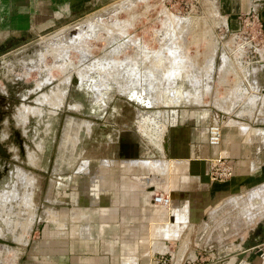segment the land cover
I'll use <instances>...</instances> for the list:
<instances>
[{
	"label": "rangeland",
	"instance_id": "obj_1",
	"mask_svg": "<svg viewBox=\"0 0 264 264\" xmlns=\"http://www.w3.org/2000/svg\"><path fill=\"white\" fill-rule=\"evenodd\" d=\"M238 14L234 22L228 21L225 27L217 21L209 0H111L18 42L0 38V151L9 152L5 159L0 154V158L9 165L7 171L0 170V264L21 261L22 249L45 242L42 239L45 232L56 233V238L51 240L54 244L65 239L67 233L70 236V229H57L53 222L45 219L44 216L52 212L48 205L58 210L73 206L90 209L99 205L69 202L74 196L88 194L85 184L94 173L79 172V175L77 172L78 181L70 177L78 169V164H82V158L76 157L79 150L83 151L82 155L89 159L93 168L100 158L113 157L119 161L128 156L134 160L144 154L154 156L163 142L164 152L161 151L160 155L167 159L171 135L176 140L178 137L188 144L195 143V152H200L198 144L202 142L198 133H193L195 125L189 117L181 119L182 109L188 108L193 118H199V123L196 122L201 127L206 125L212 114L220 120L227 117L225 110L211 103L206 105L207 117L201 119L198 117L202 115L200 112L192 111L195 109L190 101L204 89L207 77L202 69H209L207 66L214 62L217 66L221 62L223 66L217 53L221 56L228 51L224 68L227 65L238 68L239 63L230 55L227 46L232 32L241 29ZM178 21L180 27L176 26ZM243 34L246 35L245 32ZM45 35L52 40L40 39ZM60 40L65 44L61 45ZM242 59L245 65L258 68V78L264 84V59L253 46L247 48ZM80 69L86 73L85 81H80L85 87L83 90L74 82L75 76L79 79L78 73L83 72ZM227 77L232 78L233 74L228 73ZM174 88L177 91L174 92ZM88 93L96 97L93 101L99 103L95 113L88 109ZM223 93L224 87L219 85V95ZM230 94L224 102L232 101ZM195 99L199 102L201 96ZM80 100L83 107L76 109L72 101ZM51 110L56 111L55 117L49 114ZM66 114L75 116L81 126L70 128L72 132L69 131V135L65 133L66 137H62L65 144L61 149ZM86 119L93 122L89 124ZM49 122L52 124L47 130ZM75 133H79L81 138ZM123 143H127L126 146ZM178 143L173 146L172 154L179 152L181 146H177ZM114 167V176L119 178L123 174L120 165ZM171 167L169 164L170 171ZM2 168L4 165L0 164ZM205 174L215 182H224L231 177L219 181L211 180L208 172ZM165 186L161 193L167 195L174 184L167 178ZM102 190L105 196L114 191L116 195V187L108 186ZM226 195L232 200L216 206L211 218L212 239L219 236L231 239L264 217V184L252 191ZM206 201L210 205L214 201L219 203V196L207 197ZM102 203L106 205L104 200ZM91 221L90 230H94L98 220L93 218ZM69 222V227L81 225L79 219H69ZM190 236L180 237L182 246L187 244ZM167 251L177 254L176 262L180 252L176 253L169 247ZM169 256L167 252L168 260L158 264H168Z\"/></svg>",
	"mask_w": 264,
	"mask_h": 264
},
{
	"label": "crops",
	"instance_id": "obj_2",
	"mask_svg": "<svg viewBox=\"0 0 264 264\" xmlns=\"http://www.w3.org/2000/svg\"><path fill=\"white\" fill-rule=\"evenodd\" d=\"M110 1L0 0V38L18 42L31 34H39L50 26L73 18L93 6H102ZM253 1L255 0H209L212 6H215V11L226 16V25L223 24L225 27L228 21L234 22L239 12L247 10ZM257 1L264 23V0ZM218 54L221 53H217L220 60L221 56ZM220 64L222 65L221 62ZM220 64L217 66L214 62L207 66L209 69H202L207 80L204 89L199 90L195 96V98L201 96V101L198 102L195 98L190 101L191 107L195 109L192 111L200 112L202 115L198 117L201 119L207 117L206 105L211 103L223 107L222 109L228 113L227 117L221 120L212 114L203 127L198 124L199 118H189L195 125L193 133H198V139L202 142L198 144L199 153L195 152V143L188 144L183 139L177 137L176 140V137L173 138L171 135L168 154L172 155L175 149L173 146L178 142L177 146L182 148L186 146L185 151L173 153V159L161 157L159 150H164V142L160 145L161 148L158 146L157 153L154 151L156 158L148 157L146 154L135 160L132 156L119 161L113 157H106L100 158L95 168L90 167L89 159L82 155V164L78 165V169L70 177L78 181L76 177L79 172L94 173L85 184L88 194L74 196L69 202L76 205L78 201L99 205L90 209L73 206L64 207L62 210L48 205L52 212L45 215V219L53 222L57 229H70V236L67 233L65 239L54 244L51 240L56 238L54 236L56 233L45 232L46 234H42L45 242L32 245L33 248L27 246L22 249L20 253H23V257L21 261L16 260V264H158L156 254L167 251L168 247L176 253L180 252L175 262L177 254L168 251L170 253L168 264H232V259L236 256L235 250L244 251L242 259L237 264H264V217L256 223H249L245 231L237 233L231 239L225 236L215 239L210 237L212 232L210 222L216 211L215 207L232 200V197L226 194L252 191L264 184V91H262L264 84L260 83L258 68L255 65H248V68L241 72L239 66L232 68L227 65L224 68ZM187 72L189 71L185 73ZM244 72L247 73L244 75ZM228 73H232L233 77H227ZM209 85L210 90H207ZM219 85L224 87L222 95H219ZM230 91L237 92L236 98L234 97L231 102H224ZM183 113V117H186L188 110H184ZM210 124H216L220 128L221 138L218 144L209 143L208 139H203L197 131V128L205 130ZM185 154L209 160L225 157L232 165L233 174L224 182L210 181L206 174L191 175L190 169L185 166L188 159L182 157ZM136 161L140 164H136ZM117 164L123 173L119 178H116L113 172L114 165ZM169 164L174 165L173 172L169 168L165 169ZM167 178L174 184L173 189L188 191L190 196L185 199L180 197L172 210L171 207L155 210L154 194L149 193L148 185L151 183L156 190L162 192L166 187ZM108 186L116 187V195L114 190L110 196L102 194V189ZM171 191L170 189L169 193ZM217 195L219 203L214 201L210 205L206 201L207 197ZM103 200L106 205L102 203ZM74 218L81 220V225L78 224L76 228L69 227V219ZM93 218L98 220L97 228L90 230L89 223L93 222L91 221ZM255 226L254 235L258 243L241 250L239 241L244 240L251 227ZM190 234L189 241L182 246L180 237Z\"/></svg>",
	"mask_w": 264,
	"mask_h": 264
},
{
	"label": "bare ground",
	"instance_id": "obj_3",
	"mask_svg": "<svg viewBox=\"0 0 264 264\" xmlns=\"http://www.w3.org/2000/svg\"><path fill=\"white\" fill-rule=\"evenodd\" d=\"M211 4H212V2H211ZM212 8L214 9V13H215V15H216V19H217V21H219L218 23L219 24H221V23H223L224 25H226V22H227V20H226V16H224V15H221L219 12H217V11H215V6H212ZM99 22V21H98ZM121 22V21H120ZM118 23V22H117ZM116 23V24H117ZM180 24V22L178 21V23H177V25L176 26H178ZM120 25H121V23H120ZM181 25V24H180ZM70 26V25H69ZM83 26V25H82ZM114 27H115V25H114ZM116 27H118V25L116 26ZM178 27H180V26H178ZM69 29V28H68ZM119 29V28H118ZM67 30V29H66ZM73 30H74V28H73ZM79 30V29H78ZM78 30H76V31H78ZM82 30V29H81ZM75 31V32H76ZM85 31V30H84ZM57 32V31H56ZM66 32V31H65ZM65 32H64V34L63 35H65ZM70 32V31H69ZM79 32V31H78ZM112 32V31H111ZM82 33V32H81ZM85 33V32H84ZM169 33V32H168ZM173 33V32H172ZM78 35H79V33H77ZM114 34V33H113ZM237 34V33H236ZM236 34H234V32H232V34L230 35V37L228 38V40H227V46H228V48L230 49V55L231 56H234V58L236 59V60H238V62H239V68H240V71L241 72H243L244 70H245V68H248V65H245V64H243L244 63V61H243V59H242V57H243V54H244V52L247 50V43H246V41H244V40H242L240 37H236ZM88 35V34H87ZM56 36V35H55ZM81 35H79V37H80ZM64 37H66V36H64ZM68 37V36H67ZM78 38V37H77ZM82 38V37H81ZM40 39H42V40H44V41H46L47 40V42L48 41H50V40H52V39H50L48 36H42ZM65 39V38H64ZM63 39V40H64ZM67 39V38H66ZM69 39V38H68ZM71 39V38H70ZM69 39V40H70ZM74 39V38H73ZM83 39V38H82ZM54 40V39H53ZM68 40V41H69ZM76 41V40H75ZM83 41V40H82ZM54 42H55V40H54ZM57 42V41H56ZM55 42V43H56ZM60 42L62 43V41L60 40ZM52 43V42H51ZM59 43V42H58ZM57 43V44H58ZM60 43V44H61ZM71 43V42H70ZM178 43V42H177ZM43 44V43H42ZM54 44V43H53ZM52 44V45H53ZM63 44H65V41L61 44V45H63ZM72 44V43H71ZM74 44V43H73ZM78 44V43H77ZM59 45V44H58ZM69 45V44H68ZM68 45H66V46H68ZM48 46V45H47ZM56 46V45H55ZM65 46V45H64ZM75 46V45H74ZM74 46H72L71 45V48L72 47H74ZM77 47V46H76ZM81 47V46H80ZM79 47V48H80ZM124 47V46H123ZM61 48V46L59 47V49ZM63 49H64V47H62ZM66 48V47H65ZM70 47H68V49H69ZM75 48V47H74ZM84 48V47H83ZM82 48V49H83ZM54 49V48H53ZM78 49V48H77ZM116 49V48H115ZM44 50V49H43ZM168 50V49H167ZM176 51H178L177 49H176ZM226 51V50H225ZM258 51H259V53H260V57L262 58V59H264V51H263V48L262 47H258ZM175 52V51H174ZM63 53H65V52H63ZM62 53V54H63ZM178 53V52H177ZM56 54V53H55ZM61 54V53H60ZM149 54V53H148ZM62 56V55H61ZM153 56V55H152ZM227 56H229L228 55V51H226V52H224L222 55H221V60L223 61V66L226 64V62H227ZM66 56H64V58H65ZM42 58V57H41ZM66 60V59H65ZM226 61V62H225ZM68 62V61H67ZM241 62H243V63H241ZM247 63V62H246ZM70 65V64H69ZM73 66V65H72ZM182 69V68H181ZM80 70H82V69H80ZM79 70V71H80ZM83 71V70H82ZM81 71V72H82ZM102 71V70H101ZM78 72V71H77ZM83 73V74H82ZM82 73H78L80 76H78L79 77V82L81 81V83H83L84 81H85V76L84 75H86V73L83 71ZM85 73V74H84ZM103 72H101V74H102ZM160 73V72H159ZM245 73H247V72H244V75H245ZM177 74V73H176ZM242 74V73H241ZM209 90H210V88H209ZM231 92V91H230ZM234 92L232 91L231 92V96H233V98L236 96V94H233ZM235 93H237V92H235ZM229 96V95H228ZM239 96V95H238ZM240 97V96H239ZM216 98V97H215ZM233 98H232V100H233ZM236 98V97H235ZM234 98V99H235ZM254 99H255V97H253ZM257 98V97H256ZM227 99H228V97H227ZM253 99V100H254ZM219 100V99H218ZM230 100V99H229ZM252 100V99H251ZM221 101V100H220ZM224 101V100H223ZM255 102V101H254ZM221 103V102H220ZM235 103V102H234ZM226 106V105H225ZM254 107V106H253ZM223 108V107H222ZM227 108V107H226ZM225 108V109H226ZM240 113V112H239ZM142 118V117H141ZM25 120V119H24ZM87 120V119H86ZM147 119H144V121H146ZM20 121V120H19ZM88 121V123L90 124V123H92L93 121L92 120H87ZM78 125H80V123H79V121H78V119L77 118H74V117H68L67 118V122H66V131L64 132V134H63V136L64 135H66L65 133H68L67 135H69V133L70 132H72V131H70V128L71 129H77V127H78ZM86 125L87 124H85V128H86ZM81 126V125H80ZM80 126H79V129L78 130H80ZM218 127V126H217ZM218 129H219V142H220V138H221V132H220V128L218 127ZM65 130V129H64ZM86 130V129H85ZM68 131V132H67ZM70 131V132H69ZM76 131V130H75ZM75 131H73V132H75ZM207 131V130H206ZM77 132V131H76ZM72 134V133H71ZM74 134V133H73ZM76 134H77V137H78V134L79 133H75V136H76ZM62 136V137H63ZM64 137H66V136H64ZM70 137V136H69ZM68 137V138H69ZM74 137V136H73ZM73 137H71V139L73 138ZM77 137H74V139L75 138H77ZM67 138V139H68ZM78 138H81L80 137V135H79V137ZM77 140H79V139H77ZM63 141V142H62ZM61 142H62V144L64 143V139L62 140ZM218 142V143H219ZM218 143H216V144H218ZM65 144V143H64ZM165 147H166V144H165ZM144 148V147H143ZM151 152V151H150ZM173 155L174 154H170L168 157H167V159H173ZM153 157H155L156 158V156H153ZM182 157L183 158H187L188 160H187V162H185V166H187L188 168H189V165H190V162H191V159L192 158H196V157H192V156H189V154H185V155H182ZM203 158V157H202ZM204 160H205V162H206V166H205V170L207 171L208 170V166H209V159L208 158H203ZM213 160H215V159H213ZM154 163V162H153ZM167 167V168H166ZM165 167V169H168V165ZM190 169V168H189ZM173 170H174V165L171 167V171L173 172ZM233 170V169H232ZM20 171H21V169H20ZM189 173L191 174V175H197V174H199L200 175V173H194V172H192V171H189ZM155 190H156V188L154 187V185L153 184H149L148 185V191H149V193L150 194H154V192H155ZM172 191L170 192V194H167V195H165V194H161L160 195V201H155L154 200V203L156 204V206H155V210H158L159 208H161V207H171V210L172 209H174V207H175V205H176V202L180 199V197H184V199L185 198H188L189 196H190V192H188V191H181V190H178V189H171ZM169 193V192H168ZM167 197V199H165ZM260 197V196H259ZM35 215V214H34ZM172 218H173V216H172ZM251 218V217H250ZM257 218V217H256ZM259 219V218H258ZM257 219V220H258ZM256 221V220H255ZM257 222V221H256ZM32 223V222H31ZM33 225V224H32ZM254 227H251V229H253ZM250 229V230H251ZM249 230V231H250ZM243 241V240H242ZM242 241H239V243H240V248H241V242ZM230 247H231V245H229ZM252 247V246H251ZM248 248H250V247H248ZM247 249V248H246ZM246 249H241V250H246ZM235 254V253H234ZM235 258H236V256H235ZM235 258H233L232 260L234 261L235 260ZM242 259V257L240 258V260ZM239 260V261H240ZM239 263V262H238Z\"/></svg>",
	"mask_w": 264,
	"mask_h": 264
},
{
	"label": "built area",
	"instance_id": "obj_4",
	"mask_svg": "<svg viewBox=\"0 0 264 264\" xmlns=\"http://www.w3.org/2000/svg\"><path fill=\"white\" fill-rule=\"evenodd\" d=\"M259 2L257 0L249 6L245 11H242L238 14V17L241 21L240 31H235L236 37H244L247 46H253L254 50L258 51V47H262L264 51V23L261 16V11L259 9ZM228 26V25H227ZM246 33V35L243 34ZM242 39V38H241ZM219 129L216 124H210L207 128V137L208 142L211 144H216L219 142ZM207 172L211 180H221L223 181L226 178H229L233 174L232 165L225 157H220L215 160L210 159ZM162 193L155 192L153 198L155 201H160V195ZM167 199V197L165 198ZM167 252H158L156 254V260L158 263H165L168 260Z\"/></svg>",
	"mask_w": 264,
	"mask_h": 264
},
{
	"label": "flooded vegetation",
	"instance_id": "obj_5",
	"mask_svg": "<svg viewBox=\"0 0 264 264\" xmlns=\"http://www.w3.org/2000/svg\"><path fill=\"white\" fill-rule=\"evenodd\" d=\"M75 78H76V81H74L76 84H77V86L81 89V90H83V88H85L83 85H81L80 84V82H79V79L75 76ZM69 91V87H68V90H67V92ZM93 91V90H92ZM66 92V93H67ZM88 92H90L89 90H88ZM92 94H94V91L93 92H91ZM89 94V93H88ZM92 94H89L88 96L90 97L89 98V101H90V108H88L89 109V111L90 112H93V113H95L96 112V108L97 107H99V103L98 102H95V101H93L92 99H96V97L94 96V95H92ZM65 97V96H64ZM93 97V98H92ZM45 102H47V101H45ZM48 103V102H47ZM50 103V102H49ZM63 103V102H62ZM72 103H73V105L75 106V108L76 109H81L82 107H83V102L80 100V101H76L75 103L72 101ZM51 104V103H50ZM62 106V105H61ZM61 106H59V108L61 107ZM73 106V107H74ZM61 109V108H60ZM185 109H187V108H185ZM185 109H182V113H183V110H185ZM188 110V115L186 116V117H183L182 116V113H181V116H182V119L183 118H187V117H189L190 119H192L193 117V114H191V112H190V110L189 109H187ZM75 111V110H74ZM78 111V110H77ZM58 112H59V110H58ZM55 113H56V111H54V110H51L50 111V115L52 116V117H55ZM98 113V112H97ZM138 113V112H137ZM177 113V112H176ZM57 115V114H56ZM177 115V114H176ZM68 116H73V115H71V114H66V117H65V119H64V128H65V125H66V119H67V117ZM75 117V116H74ZM137 117V116H136ZM205 117V116H204ZM176 118V117H175ZM81 119H83V118H81ZM163 123H166V121H163ZM51 124H52V122L50 123H48V125H47V127H46V129L47 130H49L50 128H51ZM174 124V123H173ZM171 126H172V124H171ZM175 127H176V125H174ZM64 128H63V132H62V135H61V140H62V136H63V133H64ZM207 128H208V125L205 127V130H204V128H197V131L199 132V134L201 135V137L204 139H208V137H207ZM92 130H93V128H92ZM83 131H85L84 129H83ZM124 144V146H126V144L127 143H123ZM60 146H61V149L62 148H64L63 147V144H62V142H60ZM1 148V147H0ZM79 148V147H78ZM182 148V147H181ZM181 148H178V151L180 150V151H185V149L183 148V150L181 149ZM161 151H163L164 152V150H162V149H160L159 150V152H161ZM67 153V152H66ZM71 153H73V152H71ZM82 153H83V151L82 150H79L78 152H77V154H76V157H79V158H82ZM0 154H2L1 156H2V158H4V157H6L8 154H9V152L7 151V150H4V151H0ZM156 155V154H155ZM2 158H0V164H3L4 165V168H2V169H0V170H6L7 171V166H9L8 164H5V158L4 159H2ZM126 157H124V158H122V159H125ZM81 161H82V159H81ZM80 164V163H79ZM78 164V165H79ZM57 169V165H55V167H54V170H56Z\"/></svg>",
	"mask_w": 264,
	"mask_h": 264
},
{
	"label": "water",
	"instance_id": "obj_6",
	"mask_svg": "<svg viewBox=\"0 0 264 264\" xmlns=\"http://www.w3.org/2000/svg\"><path fill=\"white\" fill-rule=\"evenodd\" d=\"M197 162L199 164L198 166H197ZM205 166H206V162L203 158H192L189 168H190V171L194 173L205 174L207 172L205 170ZM255 229H256V226L249 231L248 236L241 242V249H246L258 243V239L254 235ZM8 242H12V241L8 240ZM234 253L236 255V258L232 262V264H237L240 258L244 255V251L239 252V250H235Z\"/></svg>",
	"mask_w": 264,
	"mask_h": 264
}]
</instances>
